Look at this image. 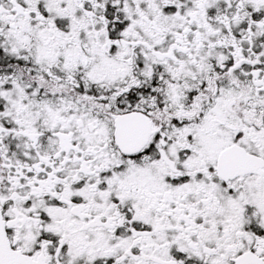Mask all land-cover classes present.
<instances>
[{
  "label": "snow or ice",
  "instance_id": "obj_1",
  "mask_svg": "<svg viewBox=\"0 0 264 264\" xmlns=\"http://www.w3.org/2000/svg\"><path fill=\"white\" fill-rule=\"evenodd\" d=\"M0 264H264V0H0Z\"/></svg>",
  "mask_w": 264,
  "mask_h": 264
}]
</instances>
